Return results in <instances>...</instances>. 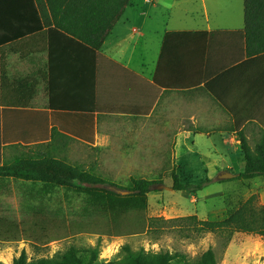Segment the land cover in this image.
<instances>
[{
	"label": "crops",
	"instance_id": "1",
	"mask_svg": "<svg viewBox=\"0 0 264 264\" xmlns=\"http://www.w3.org/2000/svg\"><path fill=\"white\" fill-rule=\"evenodd\" d=\"M234 1L129 0L94 50L47 26L35 0H0V165L108 148L113 136L99 129L107 132L108 120H161V112L168 120L173 106L182 129L171 156L205 158L207 173L231 168L243 158L238 132L250 139L264 129V53L246 55L242 3ZM173 8L183 15L172 17ZM18 83L32 94L28 105L3 104ZM176 94L180 104L171 106ZM146 141L154 154L171 142ZM123 148L138 157L139 148ZM8 180L0 178L3 216Z\"/></svg>",
	"mask_w": 264,
	"mask_h": 264
},
{
	"label": "trees",
	"instance_id": "2",
	"mask_svg": "<svg viewBox=\"0 0 264 264\" xmlns=\"http://www.w3.org/2000/svg\"><path fill=\"white\" fill-rule=\"evenodd\" d=\"M129 0H35L41 12H47V26L65 32L94 50H99L106 34L112 28ZM244 28L238 31L247 56L264 53V0H243ZM29 83V82H28ZM30 84V83H29ZM30 86V85H29ZM16 93L3 95V104L27 106L32 94L23 93L18 83ZM31 88V87H30ZM7 98V101L5 100ZM243 151V170L239 179L264 177V129L253 145L244 134L238 132ZM13 178L40 184V190L52 192L53 188H73L89 194L87 204L77 216H66L60 209H48L42 202L38 207L27 208L19 221L0 213V242H29L43 247L53 241L70 239L81 234L106 237H126L144 234L154 222H175L185 237L204 233H216L225 247L234 232L257 234L264 237V206L257 196L251 195L238 207L217 220L198 219L195 215L169 220L147 215V193L158 181L131 176L125 186L119 187L99 175L95 165L84 166L66 158L49 155L29 156L0 165V178ZM171 189L196 193L210 182L208 177L197 184L182 182L172 174ZM162 181L159 180L158 183ZM129 190L118 194L104 186ZM99 245L78 247L70 244L51 257L28 259L25 250L13 258L11 264H218V258L209 247L195 258L183 252L133 250L121 247L120 255L111 261H98ZM3 264V263H0Z\"/></svg>",
	"mask_w": 264,
	"mask_h": 264
},
{
	"label": "rangeland",
	"instance_id": "3",
	"mask_svg": "<svg viewBox=\"0 0 264 264\" xmlns=\"http://www.w3.org/2000/svg\"><path fill=\"white\" fill-rule=\"evenodd\" d=\"M233 2H235L233 0ZM243 0H240V6ZM179 8H173L172 17L182 16ZM172 96V95H171ZM180 96L173 95L170 103L180 104ZM176 107V106H175ZM174 107L168 112L170 119L166 120V112H161L159 117L143 118L135 121L124 119L108 120L106 129H99L105 134L113 136L108 148L90 150L84 146L83 150L74 152L68 160L84 166L95 165L96 172L108 179L116 186L123 187L129 177H142L158 181L151 186L147 193V215L151 218L169 220L190 215L198 219L217 220L223 218L230 210L238 207L251 195H256L258 204L264 206V177L252 179H226L217 180V173H207L203 163L209 160L196 156H188L186 151L171 156V147H174L182 129L181 121H174ZM139 136L142 142L120 143L116 138ZM151 137H168L169 144L162 143V149L167 152L150 153L147 142ZM257 138V137H256ZM256 138L249 139L253 145ZM239 139V136H238ZM172 140L174 143L172 144ZM180 144V143H179ZM124 146L139 148L138 157L130 152L123 153ZM123 148V149H122ZM180 149V148H179ZM241 149V148H240ZM242 151V150H241ZM243 152V151H242ZM182 156V157H181ZM233 161V160H232ZM244 160L240 156L231 163L232 167L226 170L240 173L243 170ZM172 174H176L182 182L193 184L200 183L208 177L210 182L196 193L168 189L172 185ZM9 192L12 197L3 198L2 206L7 217L22 219L29 207H38L40 202L48 209H60L69 217L77 216L78 212L87 202L89 194L73 188H53L52 192L40 190V184L8 180ZM163 185L164 187H161ZM112 186V185H111ZM108 189V186H104ZM166 187V188H165ZM180 227L175 222H154L152 229L144 234L126 237H106L94 234H81L70 239L53 241L43 247H37L29 242H0V263L11 264L21 250H25L28 259L51 257L56 252L64 250L70 244L78 247L99 245L98 261L106 262L120 255L121 247L128 245L133 250L168 251L170 253L183 252L189 258H195L203 251L212 247L215 251L218 264H264V237L257 234L234 232L227 245L223 246V239L216 233H204L185 237L180 232Z\"/></svg>",
	"mask_w": 264,
	"mask_h": 264
},
{
	"label": "water",
	"instance_id": "4",
	"mask_svg": "<svg viewBox=\"0 0 264 264\" xmlns=\"http://www.w3.org/2000/svg\"><path fill=\"white\" fill-rule=\"evenodd\" d=\"M238 176H239V173H233V172L228 171V170H222L217 174L216 179L217 180H226V179L237 178ZM161 187H164V186L161 185ZM108 189H110V190H112L118 194H121V195H126V194L131 193V191H129V190L120 189V188H117L115 186H108ZM168 189H171V187H169Z\"/></svg>",
	"mask_w": 264,
	"mask_h": 264
}]
</instances>
